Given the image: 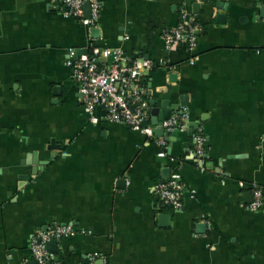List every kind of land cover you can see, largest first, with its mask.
<instances>
[{"label": "crops", "instance_id": "crops-1", "mask_svg": "<svg viewBox=\"0 0 264 264\" xmlns=\"http://www.w3.org/2000/svg\"><path fill=\"white\" fill-rule=\"evenodd\" d=\"M100 1L89 29L59 0H0V264H37L32 236L54 224L75 233L49 264H264V209L248 208L251 185L264 188L262 0ZM183 10L202 32L194 50H169ZM93 47L168 64L145 77L151 121L154 107L187 104L166 150L85 110L66 63ZM173 173L177 211L155 193Z\"/></svg>", "mask_w": 264, "mask_h": 264}, {"label": "built area", "instance_id": "built-area-1", "mask_svg": "<svg viewBox=\"0 0 264 264\" xmlns=\"http://www.w3.org/2000/svg\"><path fill=\"white\" fill-rule=\"evenodd\" d=\"M90 5V16L86 17L85 5ZM63 15L78 19L89 29H95L101 15L100 0H59ZM202 32L193 16L182 11V21L173 29L167 31L164 42L170 50L179 46H186L194 50L198 36ZM102 60H105L102 62ZM66 65L73 70V78L78 86L80 102L89 114L97 108L105 112V119L112 123L124 124L134 131L153 139L156 127L144 123L151 121V107L149 105L148 90L145 77L156 66L170 69L167 63L145 58L127 56L121 49L93 47L89 54L79 58L69 59ZM92 121H95L94 118ZM189 124L187 109L173 112L170 118L163 121L162 128L168 133L184 131ZM193 140V157L204 170L206 157V139L201 133H195ZM157 143L167 149V142L162 138ZM264 143V137L262 139ZM161 155H165V151ZM185 186L180 176L173 173L170 179L159 182L155 186V193L162 205L171 210H180L183 205ZM252 201L249 209L257 212L264 209V188L258 184L251 185ZM210 226V223H208ZM75 233L73 225L54 224L46 231H37L31 239L30 248L37 264H49L53 254L49 249L52 241L60 242ZM95 258H92L94 261Z\"/></svg>", "mask_w": 264, "mask_h": 264}, {"label": "water", "instance_id": "water-1", "mask_svg": "<svg viewBox=\"0 0 264 264\" xmlns=\"http://www.w3.org/2000/svg\"><path fill=\"white\" fill-rule=\"evenodd\" d=\"M263 4H264V0H262ZM221 8V6L219 7ZM227 10V9H226ZM264 11V5H263V9ZM85 14H86V17H89L90 16V5L89 4H86L85 5ZM105 60H102V62H104ZM152 105L154 106L155 104L152 103ZM187 104L185 102H183L182 100V103L177 105V106H171V107H168V110L167 112L163 111L161 112V109L159 108H156L154 107L152 109V114L153 116L155 117L154 119H152L151 122H146L144 123V126L147 127L149 124L152 123V125H154L156 127L155 129V134L158 136V137H163V138H168L171 136L170 133L166 132L163 128H162V124H163V121L170 118L171 115L173 114V112L175 110H178L179 108L181 107H186ZM191 127V126H190ZM193 132H194V129L191 127L190 130H189V135L192 136L193 135ZM162 219H166L168 220L169 218L168 217H163L162 216ZM204 227V226H203ZM49 249L51 251H53L54 253H58V243L56 241H52L49 243ZM56 261H59V258H56Z\"/></svg>", "mask_w": 264, "mask_h": 264}]
</instances>
